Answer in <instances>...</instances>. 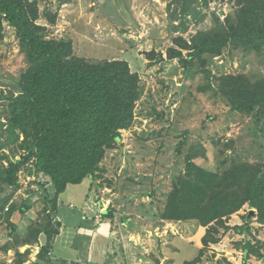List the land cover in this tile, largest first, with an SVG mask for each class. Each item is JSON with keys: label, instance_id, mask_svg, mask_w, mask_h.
Returning a JSON list of instances; mask_svg holds the SVG:
<instances>
[{"label": "rangeland", "instance_id": "obj_1", "mask_svg": "<svg viewBox=\"0 0 264 264\" xmlns=\"http://www.w3.org/2000/svg\"><path fill=\"white\" fill-rule=\"evenodd\" d=\"M32 1L37 3V22L45 25L46 38L71 41L79 57L97 62L125 60L130 71L139 76L133 123L120 131V139L100 163L102 171L90 178L96 177L93 179L108 204L117 195L118 202L151 204V215L142 223V264H155L158 255L162 264H264V223L258 222L256 209L247 203L224 218L226 227L215 224L216 231L213 225L201 226L196 219L168 220L173 223L161 227L158 224L167 195L188 172L189 160L220 174L239 163L264 165L263 117L256 108L252 112L236 108L219 88L221 78L228 75H242L250 83L264 79V43L254 50L250 44L243 47L228 41L218 54L200 57H189L190 50L176 43L178 37L190 41L198 32H221L237 25L241 4L237 0ZM169 48H178L183 59L168 58ZM26 65L14 29L3 22L0 206L9 197L7 203L14 204L22 215L27 206L31 209L25 221L11 214L8 220L14 227L4 221L9 205L0 209V264H12L18 259L17 251L25 250L27 260L23 264L33 260L35 264H53L46 251L39 252L44 233L38 242L22 244L30 224L39 221L42 227L47 223L52 192L49 179L37 176L31 159L16 172L14 184L1 180L7 164L26 154L22 141L28 127L13 129L10 119V103L20 91L19 79ZM236 225L245 229L238 232ZM207 228L218 241L204 246L201 238ZM168 232L184 239L193 235L186 241L188 248L178 244L180 251L175 255L162 248L159 236ZM161 242L178 246L169 238ZM247 242L248 255L243 248Z\"/></svg>", "mask_w": 264, "mask_h": 264}, {"label": "trees", "instance_id": "obj_2", "mask_svg": "<svg viewBox=\"0 0 264 264\" xmlns=\"http://www.w3.org/2000/svg\"><path fill=\"white\" fill-rule=\"evenodd\" d=\"M237 2L241 4L237 25H230L221 32H198L190 41L178 37L177 46L190 50L189 57L218 54L228 41L260 49L264 43V0ZM38 19L35 1L0 0V40L5 22L14 29L27 61L19 79L20 91L10 103V119L13 129L28 127L26 140L22 141L26 154L7 164L1 180L14 184L16 172L32 159L34 172L39 177H47L54 191L48 197L51 205L47 223L42 227L39 221L30 224L23 245L38 242L41 233L49 241L58 232L51 217L58 195L67 185L80 183L102 171L100 163L106 151L120 139V131L132 125L139 97V76L130 71L127 61L97 62L79 57L74 54L71 41L46 38V27L39 24ZM191 50L195 53L191 54ZM174 57L183 59L178 48H169L168 58ZM219 88L233 106L246 112L256 108L264 119V79L250 83L242 75H228L221 78ZM8 199L2 202L0 209L8 204ZM245 203L256 209L258 222L264 223L263 164L239 163L220 174L189 160L188 172L178 178L167 195L161 218L196 219L201 226L213 225L216 231L215 224L226 227L224 218ZM8 205L4 221L14 227L8 219L16 206ZM234 228L238 232L245 229L242 225ZM217 241V236L207 228L202 244ZM47 246L48 242L39 252L47 251ZM243 248L248 255L250 243ZM16 255L18 259L12 264H23L27 260V250L17 251Z\"/></svg>", "mask_w": 264, "mask_h": 264}, {"label": "crops", "instance_id": "obj_3", "mask_svg": "<svg viewBox=\"0 0 264 264\" xmlns=\"http://www.w3.org/2000/svg\"><path fill=\"white\" fill-rule=\"evenodd\" d=\"M93 178L87 177L80 183L69 184L58 195L56 209L51 214L58 232L49 241L44 234V242H41V245L48 242L46 253L49 261L53 264H142L145 261L142 258L145 257L142 256V223L151 215V204L118 202L116 192L117 197L113 196L108 204L104 202V193H100V186ZM51 191L50 195H53V188ZM29 209L23 215L15 210L12 216L16 219V215H20L25 221ZM160 220V227L173 223L167 219ZM162 235L159 236L160 246L169 249L173 255L180 251L178 244L188 248L186 241L193 237L187 234L184 239L177 233L169 232L166 236ZM165 238L178 246L163 245L165 242L161 240ZM195 245L199 247L197 243ZM157 259L155 264H162L161 255ZM148 260L147 257L146 262ZM32 264H35L34 260Z\"/></svg>", "mask_w": 264, "mask_h": 264}, {"label": "built area", "instance_id": "obj_4", "mask_svg": "<svg viewBox=\"0 0 264 264\" xmlns=\"http://www.w3.org/2000/svg\"><path fill=\"white\" fill-rule=\"evenodd\" d=\"M5 23V22H4ZM7 27H9V25L7 23H5Z\"/></svg>", "mask_w": 264, "mask_h": 264}]
</instances>
